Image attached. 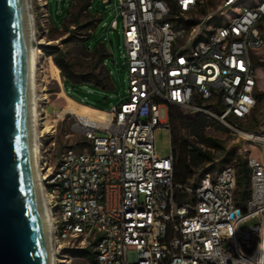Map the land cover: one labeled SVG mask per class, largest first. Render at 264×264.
Masks as SVG:
<instances>
[{
	"label": "built area",
	"instance_id": "built-area-1",
	"mask_svg": "<svg viewBox=\"0 0 264 264\" xmlns=\"http://www.w3.org/2000/svg\"><path fill=\"white\" fill-rule=\"evenodd\" d=\"M209 1L102 0L115 13L109 28H117L116 17L122 21L126 99L95 108L101 112L95 117L70 113L82 138L54 163V124L37 133L56 264H71L85 248L94 251L92 264L264 261V115L258 131L246 129L258 103L251 51L264 46V0H222L200 15ZM224 9L232 10L225 22L208 23ZM33 104L38 121L58 120L64 108L49 114L48 101L38 96ZM171 106L202 113L262 148L259 157L244 151L250 192L243 201L236 197L233 163L206 173L195 187L174 182L172 149L166 157L154 149V130L165 126L171 132ZM161 107L168 111L164 120ZM177 189L186 196L179 198ZM254 218L256 224L240 228Z\"/></svg>",
	"mask_w": 264,
	"mask_h": 264
},
{
	"label": "water",
	"instance_id": "water-1",
	"mask_svg": "<svg viewBox=\"0 0 264 264\" xmlns=\"http://www.w3.org/2000/svg\"><path fill=\"white\" fill-rule=\"evenodd\" d=\"M26 0H0V264H51L36 184Z\"/></svg>",
	"mask_w": 264,
	"mask_h": 264
},
{
	"label": "rangeland",
	"instance_id": "rangeland-1",
	"mask_svg": "<svg viewBox=\"0 0 264 264\" xmlns=\"http://www.w3.org/2000/svg\"><path fill=\"white\" fill-rule=\"evenodd\" d=\"M108 1L111 3L113 2V0ZM221 1L222 0H210L208 7H206L207 9L205 8L206 10H202L200 15L205 14L207 11L216 9L220 5ZM39 2V0H30L34 18L35 38L36 41H39L36 45L39 52H35L37 60L36 65L37 67L42 66L41 70L43 71L42 76H39L38 74L40 73V69H37L34 82L36 91L35 94H39L38 90L40 86H43L45 89L48 101L46 106L47 112L52 114L54 111H59L61 107L70 104V102L65 98V95L74 99L77 103L75 107L79 110V112L89 114L90 116H95V112L90 109L82 108L80 105L88 106L85 103L89 102L92 105H97L101 109H108L112 104H118L119 102L124 101L126 99L125 90L128 88V69L126 64H122V53L124 52L122 21L120 17H116L117 28H109L111 19L115 17V13L110 10L109 3H104L102 0H92L91 6L98 10V12L102 14L103 18L94 28L87 41L89 47H94L98 43H103L108 51V56L105 58L104 64L109 72L112 88L110 90H101L89 84H80L75 86L67 85L64 87L63 79L60 76V70H58L60 77L59 82L52 76L54 72L53 65L55 64L53 63L52 57L48 55V52L53 51L54 48L64 49L65 46L60 43V39L64 36L63 27H60V23L63 16L66 14V11H72L76 7L78 0H46V4L43 6H40L38 4ZM42 2L43 0H41L40 3ZM247 2L248 1H245L242 4L245 5ZM231 14L232 10L230 9L221 10L220 12H217L213 19L208 21V23H223L230 17ZM261 32L264 36V28L261 29ZM74 55L76 54L72 52L71 57ZM251 60L256 74L258 84L257 94L259 97L254 111V117L261 120L264 115V46L260 49L251 51ZM41 104L42 102H40V105ZM182 112L188 111L182 109ZM167 113L168 111L166 108L161 107L159 111L160 119H166ZM252 119L253 116L250 120ZM47 122L54 124L55 129V146L52 151V163H54L64 148L69 143L79 141L82 138V135L73 129V117L70 113H65L60 119L53 122L50 120ZM213 122L214 124L205 129L204 133L206 136L219 139L223 142L226 148L230 147L234 143H239L240 149L237 150V153L242 157L245 155L244 151L249 150V148L251 152L256 154V156L259 157L262 155V148L259 145L251 143L245 139H238L236 135H233L217 121L213 120ZM181 133L186 134L187 131L181 130ZM202 146L203 148L208 149L205 144H202ZM154 149L155 153L159 157H166L171 153L170 131L167 127L159 126L154 130ZM211 151L214 152L215 155L218 154L215 150ZM213 172L215 171L213 170ZM257 222L258 218L248 220L240 224V228H247ZM71 264H92V262L87 260L85 257L79 256L77 253Z\"/></svg>",
	"mask_w": 264,
	"mask_h": 264
},
{
	"label": "trees",
	"instance_id": "trees-1",
	"mask_svg": "<svg viewBox=\"0 0 264 264\" xmlns=\"http://www.w3.org/2000/svg\"><path fill=\"white\" fill-rule=\"evenodd\" d=\"M91 3L92 0H78L72 11H66L60 23L64 31L60 43L65 47L54 48L53 51L48 52V55L59 68L64 87L89 84L101 90H110L112 83L104 64L108 51L103 43L89 47L87 42L92 31L103 18ZM72 52L76 54L73 57H71ZM85 104L101 109L89 102ZM252 116L253 119L248 122L246 129L256 132L259 130L260 119L254 117V113ZM168 119L171 126L170 144L174 155V182L195 187L206 173L215 174L220 167L232 162L237 171L236 197L238 201H243L248 196L250 188L246 158L237 153L240 144L234 143L226 148L219 139L206 136L205 129L214 122L202 113L182 112L181 108L171 106ZM181 130L187 133H181ZM202 144L208 149L203 148ZM211 150H215L218 154L215 155ZM176 193L179 198L186 196L179 189ZM78 254L93 263L94 251L91 248L82 249Z\"/></svg>",
	"mask_w": 264,
	"mask_h": 264
},
{
	"label": "bare ground",
	"instance_id": "bare-ground-1",
	"mask_svg": "<svg viewBox=\"0 0 264 264\" xmlns=\"http://www.w3.org/2000/svg\"><path fill=\"white\" fill-rule=\"evenodd\" d=\"M27 2V12H28V23H29V34H30V43H31V83H32V101H31V104H32V125H33V147H34V165H35V173H36V184H37V188H38V192H39V195H40V198H41V201H42V204L43 206L45 205V194H44V191L42 189V184L40 182L39 179H41V176H40V168H39V162L37 160V151H36V142H37V133L40 132V131H50V128L53 127V124L51 123H48L46 119H43L42 118H39V121L38 119L36 120L34 118V111H33V102H34V99H35V96L38 95V99L39 100H43V102L45 103L47 101V94L45 92V89L43 86H40L39 87V94H35L34 92L35 91V77H36V74H37V69H40V73L38 74L39 76H42V73L43 71L41 70L42 66L40 67H37V63H36V60H35V57H34V54L36 51L39 52L36 44L39 43V41H34L33 40V29H32V24H31V11H30V7H29V0H26ZM37 67V68H36ZM54 67V72L52 74L53 78L55 80H57L58 82L60 81V77H59V74H58V68L57 66L53 65ZM53 70V68H52ZM37 88V87H36ZM63 93V92H62ZM65 98L70 102V104H67L64 106L63 110L59 113V118L60 119L62 117V115L64 113H73V114H78V115H89V114H83L81 112H79V110L75 107L77 105V103L72 99L70 98L69 96H66L65 95ZM79 105V104H78ZM80 107L82 108H85V109H90V110H93L95 112V116L99 115L101 112L98 111L97 109L95 108H91V107H88V106H81ZM38 114V113H36ZM90 116V115H89ZM95 116H91V117H95ZM46 215V214H45ZM48 219V216L46 217V221ZM48 223V221H47ZM47 236H48V243H49V247H51V244H52V241L49 237V230L47 232ZM51 261L56 264L57 262V258H55L54 256L51 258Z\"/></svg>",
	"mask_w": 264,
	"mask_h": 264
},
{
	"label": "clouds",
	"instance_id": "clouds-1",
	"mask_svg": "<svg viewBox=\"0 0 264 264\" xmlns=\"http://www.w3.org/2000/svg\"><path fill=\"white\" fill-rule=\"evenodd\" d=\"M262 264H264V261H262Z\"/></svg>",
	"mask_w": 264,
	"mask_h": 264
},
{
	"label": "crops",
	"instance_id": "crops-1",
	"mask_svg": "<svg viewBox=\"0 0 264 264\" xmlns=\"http://www.w3.org/2000/svg\"><path fill=\"white\" fill-rule=\"evenodd\" d=\"M56 24V23H55ZM71 98V97H70ZM73 99V98H72ZM74 100V99H73Z\"/></svg>",
	"mask_w": 264,
	"mask_h": 264
}]
</instances>
